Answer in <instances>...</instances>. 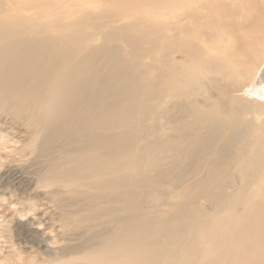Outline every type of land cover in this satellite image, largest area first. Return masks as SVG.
Segmentation results:
<instances>
[{
	"label": "bare ground",
	"instance_id": "1",
	"mask_svg": "<svg viewBox=\"0 0 264 264\" xmlns=\"http://www.w3.org/2000/svg\"><path fill=\"white\" fill-rule=\"evenodd\" d=\"M98 4L0 0V140L52 197L20 234L57 210L49 264H264V0Z\"/></svg>",
	"mask_w": 264,
	"mask_h": 264
},
{
	"label": "rangeland",
	"instance_id": "2",
	"mask_svg": "<svg viewBox=\"0 0 264 264\" xmlns=\"http://www.w3.org/2000/svg\"><path fill=\"white\" fill-rule=\"evenodd\" d=\"M68 1H71L73 3H77L78 1H80V3L84 2V4L87 6H90L96 1H99V7L96 10L98 12L101 8L104 7L107 2H113L114 0ZM79 10L80 9L78 6H73V13H77L79 12ZM263 117L262 119H264ZM15 125L18 126V124ZM1 126L12 127L11 123L9 122L7 123V125H4L2 122H0V127ZM6 130L10 131L12 129L7 128ZM13 131H20L19 139L23 142L26 141V134L24 133V128L22 126L13 129ZM4 145L5 148L3 147L2 141L0 140V264H20V259L26 260L29 264H49L51 258L56 255L58 250L64 244L60 243V240L64 238L63 229H61L60 227L62 215H60V212L57 210H53L50 212V215L53 218V223L51 222L47 225L46 232L47 235H50L49 237L53 239V243H47L46 241L39 242V232L36 229H30L31 236H28L26 238L20 234L21 232H19V227L28 223V220L26 221L24 219H26L25 216L30 213H18L19 209L21 208V204L18 202L21 201L22 198L34 196V194L36 193H40L41 195L39 196L41 197H48L44 198L45 200H48L52 197L47 194L48 190L45 188H40V191H36L37 188L35 182L41 164L36 163L35 161L33 162L31 149L26 145H21V143L7 142ZM12 169L18 170L19 172H21V175L24 177V179L30 180L31 184H29L28 186L29 189L23 191L22 189L15 187V185L12 186L8 175L9 171ZM233 184L234 186L232 187V189L229 188V190H235L236 187L240 185V181L236 179V177H234ZM256 187L258 188L257 191H255L254 188L256 194L260 195V197H264L260 188L258 186ZM245 198L246 197L242 198V203L238 206L236 211L221 212V217H226V214L229 215V218L233 214L237 215L244 206L243 202H245ZM200 203L206 212H213V208L210 203L202 199H200ZM262 231H264V229H262ZM262 231L257 232V230H255L250 232V234L254 236L258 235V237L261 239L259 245H262V243H264V236H260ZM72 237L75 238V236ZM222 250L223 249H221V251ZM209 258L214 259L215 256H210ZM252 264H263V262L261 261V259H257Z\"/></svg>",
	"mask_w": 264,
	"mask_h": 264
}]
</instances>
